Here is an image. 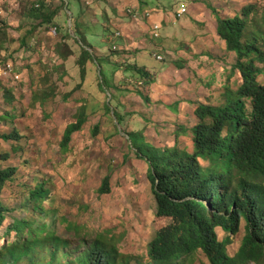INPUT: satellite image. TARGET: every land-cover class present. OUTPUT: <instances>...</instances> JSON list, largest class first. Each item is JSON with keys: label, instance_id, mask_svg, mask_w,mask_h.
Listing matches in <instances>:
<instances>
[{"label": "rangeland", "instance_id": "obj_1", "mask_svg": "<svg viewBox=\"0 0 264 264\" xmlns=\"http://www.w3.org/2000/svg\"><path fill=\"white\" fill-rule=\"evenodd\" d=\"M252 6L248 35L264 33V0H0V66L13 68L0 80V167L18 168L0 187V264L75 263L97 238L124 264H151L149 243L169 220L156 215L148 157L194 152L201 106L242 101L252 112L237 54L217 34L219 19ZM81 112L85 123L64 147ZM40 187L46 197L35 199ZM244 227L230 236L231 256ZM25 244L29 253L10 255ZM191 264L210 262L199 251Z\"/></svg>", "mask_w": 264, "mask_h": 264}, {"label": "trees", "instance_id": "obj_2", "mask_svg": "<svg viewBox=\"0 0 264 264\" xmlns=\"http://www.w3.org/2000/svg\"><path fill=\"white\" fill-rule=\"evenodd\" d=\"M254 9L255 6L245 8L240 17L219 19L217 27L226 49L237 54L236 68L243 79L239 95L250 100L252 112L242 101L225 107L201 106L195 112L199 123L193 130L194 152L175 149L164 157L162 152L153 151L148 157L156 215L169 220L168 226L159 230L149 243L151 264H191L199 251L210 264H264V84L259 81L264 77V33L258 30L248 35V19ZM81 113L65 131L64 147L84 125L85 116ZM16 137L19 135L14 133L2 139L9 141ZM202 160L210 165L204 166ZM17 172L16 167H0V187ZM109 181L106 176L99 189L101 194L109 192ZM46 194L40 187L33 197L42 199ZM7 212L0 204V228ZM242 222L245 235L237 253L231 256L227 250L230 236L240 231ZM29 226V222L21 223V227ZM217 228L228 236L220 240ZM52 240L57 242L56 252L62 241ZM30 250L31 246L25 244L9 253L19 259ZM2 255L0 251V262ZM71 264H124V261L114 244L97 238Z\"/></svg>", "mask_w": 264, "mask_h": 264}, {"label": "built area", "instance_id": "obj_3", "mask_svg": "<svg viewBox=\"0 0 264 264\" xmlns=\"http://www.w3.org/2000/svg\"><path fill=\"white\" fill-rule=\"evenodd\" d=\"M185 13H186V10H181L177 15L178 17H182ZM153 30H154V37L158 38L159 37L158 32H160L161 28L159 26H154ZM7 69L8 70H5L0 66V80H2L4 77H7L9 73L11 74L13 73L12 66H7ZM16 79L20 80L21 78L17 76Z\"/></svg>", "mask_w": 264, "mask_h": 264}, {"label": "crops", "instance_id": "obj_4", "mask_svg": "<svg viewBox=\"0 0 264 264\" xmlns=\"http://www.w3.org/2000/svg\"><path fill=\"white\" fill-rule=\"evenodd\" d=\"M139 4H140V6L142 7V5H141V2H139ZM144 5H146L147 6V2H145L144 3ZM140 10V9H139ZM146 14H148L147 16H149L150 17V13H146ZM146 16V15H145Z\"/></svg>", "mask_w": 264, "mask_h": 264}]
</instances>
